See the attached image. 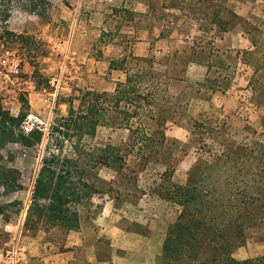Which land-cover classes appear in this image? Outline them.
I'll use <instances>...</instances> for the list:
<instances>
[{
	"label": "rangeland",
	"instance_id": "obj_1",
	"mask_svg": "<svg viewBox=\"0 0 264 264\" xmlns=\"http://www.w3.org/2000/svg\"><path fill=\"white\" fill-rule=\"evenodd\" d=\"M67 2L68 6L62 0H52L44 18L15 7L8 28L16 36L29 38V43L3 35L0 23V51H16L22 59V71L32 76L37 86V92L30 97L19 93L17 99L1 101L2 106L15 117L25 109L16 129L18 134H22L21 126L26 125L31 114L49 122L45 130H35L30 145L9 142L0 148L2 164L19 172L16 186L0 185V248L9 237L5 227L15 223L28 197L33 198L43 159L58 154L61 160H78L74 180H83L94 190L90 199L73 206L79 216H88L94 226L111 223L108 219L92 221L90 212L97 217L116 218L113 227H117L122 242L114 247L112 236L99 245L107 264H130L132 259L142 258L131 248L147 241L156 250L153 264H162L166 231L180 211L162 196V188L185 184L200 160H209L212 153L221 150L220 142L264 143V0ZM216 11L227 22V32L212 24ZM66 39L71 40L70 50L75 53L79 71L75 73L68 67L50 114L42 89L60 76L59 42ZM125 55L152 59L154 69L163 75L165 99L159 108L167 116V141L159 154L144 158L136 151L129 152L131 135L117 113L107 115L93 137L81 139L83 155L73 148L76 137L65 141L58 152L56 138H63L54 128L67 116L69 103L74 101L75 108L78 106L75 98L79 90L113 92L124 74L110 70L108 58H115L112 61L119 65ZM195 123L213 126L221 134H207L200 139ZM147 128L149 132L158 130L153 121L147 123ZM107 145L121 150L125 157L122 167L119 161L116 168L104 164L94 168L89 163L92 149ZM107 202L110 205L105 209ZM69 232L46 224L32 229L26 223L21 243L28 264H40V249L45 244L53 252L66 250ZM263 255L264 224L250 228L243 245L231 251L232 258L238 261ZM212 258L213 252L204 249L202 260L206 264H223L212 263Z\"/></svg>",
	"mask_w": 264,
	"mask_h": 264
},
{
	"label": "trees",
	"instance_id": "obj_2",
	"mask_svg": "<svg viewBox=\"0 0 264 264\" xmlns=\"http://www.w3.org/2000/svg\"><path fill=\"white\" fill-rule=\"evenodd\" d=\"M62 1L68 6L67 0ZM51 5L52 0H0L3 35L29 43V38L16 36L8 28L13 10L19 7L30 15L44 18ZM212 24L227 32V22L219 17L218 11L214 12ZM109 69L121 70L124 79L116 84L113 92L78 91L79 96L75 98L78 106L75 108L74 101L69 103L67 116L54 128L63 138H56L57 151H62L65 141L76 137L73 148L83 155L81 139L93 137L107 115L117 113L131 135L129 152L136 151L144 158L157 156L167 141L164 132L167 116H163L159 108L165 99L163 75L154 69L152 59L127 55L119 65L111 61ZM24 111L19 117L12 116L0 100V148L9 142L31 144V136L33 138L37 132L29 136L16 132ZM149 121L155 122L157 131L149 132ZM194 128L200 139L207 134H221L219 129L205 123H195ZM220 144L221 150L211 152L209 160H200L185 184L162 188V196L180 208L176 222L166 233L162 264H206L202 260L204 249L213 252L212 263L264 264V255L243 261L231 256L235 246L243 245L250 228L264 224V143L255 140ZM120 151L112 145L94 148L89 163L94 168L99 164L116 168L115 163L119 161L122 167L125 157ZM2 161L0 152V185L16 186L19 172L6 168ZM77 166L78 160H61L58 154L43 159L26 221L32 229L41 224L61 226L66 231L79 229V213L73 206L90 199L94 190L87 182L74 180Z\"/></svg>",
	"mask_w": 264,
	"mask_h": 264
},
{
	"label": "built area",
	"instance_id": "obj_3",
	"mask_svg": "<svg viewBox=\"0 0 264 264\" xmlns=\"http://www.w3.org/2000/svg\"><path fill=\"white\" fill-rule=\"evenodd\" d=\"M60 76L49 81V86L42 89L45 101L50 107V114L53 113L57 97L59 94V85L62 77L68 72V67L73 72L79 71L78 61L75 53L70 50L71 40L60 41ZM33 92H37V86L32 76H26L22 71V59L20 55L9 48L0 51V100L8 102L11 99H17V95L23 94L28 97ZM48 121L43 120L39 115L31 114L28 120L21 126V133L25 136L31 135L35 130H45ZM41 161V160H40ZM32 203V195L23 204V207L17 216L14 224H7L5 233L6 238L0 248V264H28L25 247L21 243V236L26 226L27 215Z\"/></svg>",
	"mask_w": 264,
	"mask_h": 264
},
{
	"label": "crops",
	"instance_id": "obj_4",
	"mask_svg": "<svg viewBox=\"0 0 264 264\" xmlns=\"http://www.w3.org/2000/svg\"><path fill=\"white\" fill-rule=\"evenodd\" d=\"M74 10L76 11V9ZM113 59L115 58H108V61H112ZM110 203L107 202L105 206L103 205V207L108 209V205H110ZM87 217L88 216H82L80 214L79 229L67 233L66 250L53 252V248L48 247L47 244L42 246V249H40V264H107L106 259L101 257L99 245L100 243L104 242L101 240H104L105 238L112 239V236L115 239L110 240L111 244L114 247L120 244L121 236H119L118 232L116 231L117 227H113V221L116 218H114V215L108 218L97 217L92 212H90V218L92 221L105 222V220L108 219V221L111 223L110 226H94L92 222H88ZM131 249L134 250L135 255L138 253L143 257L134 258L132 260L130 259V264H153V260H155L156 257L154 252L156 250L151 244V241H147L144 243V245H138V247H133Z\"/></svg>",
	"mask_w": 264,
	"mask_h": 264
}]
</instances>
